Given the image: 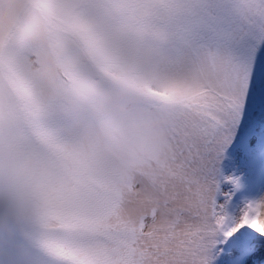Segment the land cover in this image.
<instances>
[{"label":"snow or ice","instance_id":"obj_1","mask_svg":"<svg viewBox=\"0 0 264 264\" xmlns=\"http://www.w3.org/2000/svg\"><path fill=\"white\" fill-rule=\"evenodd\" d=\"M163 49L165 99L183 111L161 163L158 206L84 175L54 223L63 264H264V0H114ZM19 139L63 160L54 104L26 91Z\"/></svg>","mask_w":264,"mask_h":264},{"label":"rangeland","instance_id":"obj_2","mask_svg":"<svg viewBox=\"0 0 264 264\" xmlns=\"http://www.w3.org/2000/svg\"><path fill=\"white\" fill-rule=\"evenodd\" d=\"M117 14L114 0H0V264L71 257L54 216L84 175L124 189L133 213L158 206L183 105L163 98L157 42L130 29L112 38ZM26 91L54 104L65 159L20 141Z\"/></svg>","mask_w":264,"mask_h":264},{"label":"trees","instance_id":"obj_3","mask_svg":"<svg viewBox=\"0 0 264 264\" xmlns=\"http://www.w3.org/2000/svg\"><path fill=\"white\" fill-rule=\"evenodd\" d=\"M67 76L68 75L63 72L64 82H65L67 87H70V85H72V84H70V80H69L70 77L69 76L67 77ZM77 89L79 91L80 88H77ZM14 231L16 234L23 236V237H26L31 232L30 229H28V227H26V226L15 228Z\"/></svg>","mask_w":264,"mask_h":264}]
</instances>
